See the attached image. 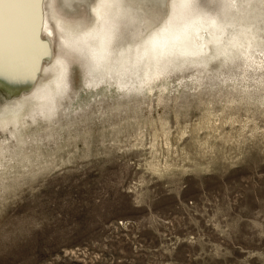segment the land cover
<instances>
[{"label":"rangeland","instance_id":"obj_1","mask_svg":"<svg viewBox=\"0 0 264 264\" xmlns=\"http://www.w3.org/2000/svg\"><path fill=\"white\" fill-rule=\"evenodd\" d=\"M55 36L56 114L30 107L14 137L0 131V264H264V68L209 57L165 89L99 92L84 52ZM25 82L10 102L0 88V107Z\"/></svg>","mask_w":264,"mask_h":264},{"label":"bare ground","instance_id":"obj_2","mask_svg":"<svg viewBox=\"0 0 264 264\" xmlns=\"http://www.w3.org/2000/svg\"><path fill=\"white\" fill-rule=\"evenodd\" d=\"M28 1L0 0V88L9 100L25 88V81H37L26 99L0 107V131H8L11 138L26 109L31 107L46 119L53 117L68 86V60L53 55L51 26L66 51L84 52L96 80L92 88L99 92L152 93L156 82V88L165 89L164 77L171 71L188 63L201 72L209 57L225 61L238 57L246 69L264 68V55L259 52L263 28L258 25L264 21V0H217L214 13L198 0H170L167 9H140L131 0H46L47 7L45 0L34 5ZM163 2L156 0L158 6ZM31 7L34 18L24 20ZM122 28L131 38L118 44ZM42 30L48 33L46 44L39 40ZM43 59L50 64L39 73Z\"/></svg>","mask_w":264,"mask_h":264},{"label":"snow or ice","instance_id":"obj_3","mask_svg":"<svg viewBox=\"0 0 264 264\" xmlns=\"http://www.w3.org/2000/svg\"><path fill=\"white\" fill-rule=\"evenodd\" d=\"M131 3L134 7H139L140 9L158 7L156 0H131ZM130 38L131 33L123 34V39L128 40Z\"/></svg>","mask_w":264,"mask_h":264},{"label":"water","instance_id":"obj_4","mask_svg":"<svg viewBox=\"0 0 264 264\" xmlns=\"http://www.w3.org/2000/svg\"><path fill=\"white\" fill-rule=\"evenodd\" d=\"M44 43L46 42L45 39L42 40ZM46 44V43H45ZM44 60V59H43Z\"/></svg>","mask_w":264,"mask_h":264}]
</instances>
